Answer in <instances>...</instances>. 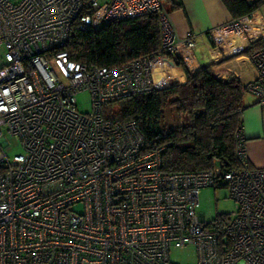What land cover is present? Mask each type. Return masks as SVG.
Listing matches in <instances>:
<instances>
[{"label": "built area", "instance_id": "2783aa9c", "mask_svg": "<svg viewBox=\"0 0 264 264\" xmlns=\"http://www.w3.org/2000/svg\"><path fill=\"white\" fill-rule=\"evenodd\" d=\"M150 13L161 36L152 55L87 67L64 49L75 27ZM255 23L252 12L206 34L236 55ZM196 40L175 38L162 0H0V264H176L170 251L187 247L196 264H264V168L249 165L241 127L239 169L167 173L163 148H145L134 121L103 114L171 85V71L192 64ZM247 60L256 76L245 90L264 107V44ZM84 91L91 108L81 113ZM8 136L21 153L6 155ZM204 187L225 188L234 209L206 220Z\"/></svg>", "mask_w": 264, "mask_h": 264}, {"label": "trees", "instance_id": "16d2710c", "mask_svg": "<svg viewBox=\"0 0 264 264\" xmlns=\"http://www.w3.org/2000/svg\"><path fill=\"white\" fill-rule=\"evenodd\" d=\"M220 1L233 19L248 16L264 4V0ZM162 4L166 12L180 6L173 0H162ZM160 43L159 15L150 13L97 29L75 27L64 49L71 60L87 67L112 68L152 55L159 50ZM263 44V41L252 43L247 55ZM186 78L185 83L108 104L103 114L120 121H134L145 148L162 147L160 159L164 172L207 170L215 164L239 169L235 133L242 126V113L246 109L245 85L234 77L216 78L210 67L195 74L186 71ZM169 110L174 111L177 120L183 116L186 120L167 128L163 121Z\"/></svg>", "mask_w": 264, "mask_h": 264}, {"label": "crops", "instance_id": "0c3cea01", "mask_svg": "<svg viewBox=\"0 0 264 264\" xmlns=\"http://www.w3.org/2000/svg\"><path fill=\"white\" fill-rule=\"evenodd\" d=\"M180 6L168 10L167 17L174 30L175 38H183L189 33L197 36L193 50V61L187 69L176 66L171 71L172 84L185 83L186 71L195 74L204 67H210L212 74L218 79L237 78L242 84L252 80L256 71L247 60L245 48L241 53L231 55L228 47L221 51L214 48L207 37V32L233 19L220 0H173ZM252 2L255 0H246ZM256 23L251 34L253 41L264 42V4L253 12ZM240 42V41H239ZM228 52V53H226ZM246 109L242 113L241 134L250 166L264 168V107L257 104L252 96H244Z\"/></svg>", "mask_w": 264, "mask_h": 264}, {"label": "rangeland", "instance_id": "374dc122", "mask_svg": "<svg viewBox=\"0 0 264 264\" xmlns=\"http://www.w3.org/2000/svg\"><path fill=\"white\" fill-rule=\"evenodd\" d=\"M249 95L250 94L245 92V96L249 97ZM76 100L77 108L81 113L90 111L91 103L89 92L84 91L77 94ZM186 118V116H183L177 120V115L174 113V111L169 110L166 111L163 123L167 128L174 127L180 123H183ZM6 140L9 143L8 149H5L6 155L8 157L22 152L19 142L9 136L6 138ZM76 209H79V207ZM233 209L234 201L229 198L228 191L225 188L215 189L212 187H204L200 190L198 212L203 213L206 220L214 219L217 213H229ZM170 260L176 264H196V251L193 247L172 249L170 251Z\"/></svg>", "mask_w": 264, "mask_h": 264}]
</instances>
